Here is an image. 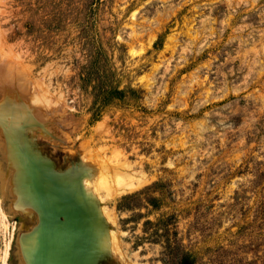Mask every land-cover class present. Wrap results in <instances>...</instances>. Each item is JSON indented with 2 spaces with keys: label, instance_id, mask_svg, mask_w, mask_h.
Wrapping results in <instances>:
<instances>
[{
  "label": "rangeland",
  "instance_id": "obj_1",
  "mask_svg": "<svg viewBox=\"0 0 264 264\" xmlns=\"http://www.w3.org/2000/svg\"><path fill=\"white\" fill-rule=\"evenodd\" d=\"M0 55L40 165L96 174V264H264V0H0ZM1 131L0 264H26L42 207Z\"/></svg>",
  "mask_w": 264,
  "mask_h": 264
},
{
  "label": "bare ground",
  "instance_id": "obj_2",
  "mask_svg": "<svg viewBox=\"0 0 264 264\" xmlns=\"http://www.w3.org/2000/svg\"><path fill=\"white\" fill-rule=\"evenodd\" d=\"M7 64L3 67H6L9 73L5 74L4 78L7 77L6 75L11 76ZM2 73L0 71V74ZM17 83L20 84V82ZM16 86L17 88L20 87V85ZM16 104L19 107L14 106L12 102L7 104L4 103V100L0 101V127L3 128L1 136L6 141H4L7 145L6 153L9 154L6 155L10 157V163L16 167V183L21 182L23 178L25 179L24 170H26V167L29 169L28 171L31 170L32 172L31 181L36 182L34 186L29 184L27 189H22L20 186L17 188L19 190L16 191V193H19L18 201H31L29 199L31 194L32 204L35 206L40 205L43 214L41 216L42 227L35 228L34 232L23 236L21 239L26 264H96L100 251L111 243L108 241L111 235L106 230V220L104 222L101 216L103 209L100 207L101 205H97V201H99L97 199L99 197L97 187L91 186L96 174L93 176L89 174L75 176L77 172L74 174L73 168L70 170L69 176L51 175L44 166L40 165L41 163L36 154L31 150L36 139L29 136L28 130L35 123L33 124L32 120L26 117L27 110L23 109L20 103ZM22 126L25 127L26 132H23ZM18 127H20L19 130ZM30 138L31 141H29ZM22 143L27 144L28 147L23 148ZM94 172L96 173V171ZM118 174L120 175V173ZM97 175L102 182L105 176L101 173V169H99ZM108 175H110V172ZM68 177L70 178L69 182ZM139 184L140 181H131L123 185L122 189H133ZM22 203L20 202V204ZM110 234L112 233L110 232ZM84 245H87L85 253L82 252ZM107 247H110V245Z\"/></svg>",
  "mask_w": 264,
  "mask_h": 264
}]
</instances>
